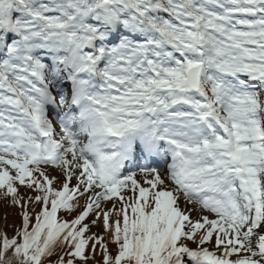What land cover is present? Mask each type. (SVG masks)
<instances>
[{"label": "snow or ice", "instance_id": "6c2138e0", "mask_svg": "<svg viewBox=\"0 0 264 264\" xmlns=\"http://www.w3.org/2000/svg\"><path fill=\"white\" fill-rule=\"evenodd\" d=\"M0 204V264H264V0H0Z\"/></svg>", "mask_w": 264, "mask_h": 264}, {"label": "trees", "instance_id": "16d2710c", "mask_svg": "<svg viewBox=\"0 0 264 264\" xmlns=\"http://www.w3.org/2000/svg\"><path fill=\"white\" fill-rule=\"evenodd\" d=\"M5 214L6 213H5L4 207H3L2 204H0V227H3V225H4V222H5L4 221V216H5ZM13 219H14V215L10 214L8 223L11 224ZM9 233L11 234V229H9Z\"/></svg>", "mask_w": 264, "mask_h": 264}]
</instances>
